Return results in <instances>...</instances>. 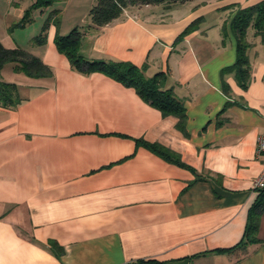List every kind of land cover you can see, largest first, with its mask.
I'll return each instance as SVG.
<instances>
[{
	"label": "crops",
	"instance_id": "0c3cea01",
	"mask_svg": "<svg viewBox=\"0 0 264 264\" xmlns=\"http://www.w3.org/2000/svg\"><path fill=\"white\" fill-rule=\"evenodd\" d=\"M96 1L55 0L60 27L32 49L53 77L9 82L23 101L0 107V264H264V190L254 187L264 167L257 152L264 51L254 29L249 87L222 74L237 59L228 26L236 9L226 8L263 0L130 7L102 28L89 17ZM76 27L88 60L164 73L184 104L186 133L135 89L74 70L55 37ZM138 139L163 145L183 165L138 147ZM257 203L259 242L228 251L244 238Z\"/></svg>",
	"mask_w": 264,
	"mask_h": 264
},
{
	"label": "trees",
	"instance_id": "16d2710c",
	"mask_svg": "<svg viewBox=\"0 0 264 264\" xmlns=\"http://www.w3.org/2000/svg\"><path fill=\"white\" fill-rule=\"evenodd\" d=\"M194 0H97L89 13L91 25L95 28H102L122 16L124 10L130 7H142L149 5H164L170 8L177 4H184ZM55 0H36L37 7H50ZM226 9H236L228 23L223 27V33H227V25L236 39L237 59L236 62L222 70V74L234 73L239 86L246 90L249 87L252 78V68L249 61V50L253 47L247 40L248 32L254 29L255 36L260 37L264 45V0L260 3L241 8L237 5H231ZM202 22V18L190 24L179 36V39L196 31ZM60 11H52L45 22L41 33L34 38L37 46H43L47 42L48 31L52 25L60 27ZM25 25V19L19 24ZM83 40L82 29L76 27L68 34H57L55 45L60 53L69 60L71 67L84 74L102 73L109 78L114 79L123 85L133 88L137 94L149 105L158 109L163 117L174 116L179 119L177 128L186 133V110L183 102L177 98L173 89H167L165 86L166 75L157 73L152 77H147L146 66L138 67L129 62H114L105 60H88L81 53ZM11 64L15 73H21L31 79H51L53 77L52 69L43 63L38 57L24 51L18 47L8 49L0 42V74L5 66ZM224 89L228 92L229 87L224 84ZM23 101L20 94V87L15 83L0 82V107L12 108ZM138 147H144L150 152L160 156L168 162L183 165L180 157L168 148L158 143H149L144 140H136ZM262 204L257 203L251 210L250 221L245 231L242 241L232 249V251L245 246L257 244L259 229L258 213Z\"/></svg>",
	"mask_w": 264,
	"mask_h": 264
},
{
	"label": "rangeland",
	"instance_id": "374dc122",
	"mask_svg": "<svg viewBox=\"0 0 264 264\" xmlns=\"http://www.w3.org/2000/svg\"><path fill=\"white\" fill-rule=\"evenodd\" d=\"M56 8H58L57 5H51L47 8L46 6L37 7L36 0H0V42L6 47L17 46L33 54L32 49L36 48L33 40L41 33L45 22ZM70 16L71 12L68 11L63 18L68 21ZM24 19L25 25L20 27L19 24ZM259 47L264 51L263 43H260ZM11 66L3 69L0 74L1 81L20 84H27L32 81L21 73L15 74L11 70Z\"/></svg>",
	"mask_w": 264,
	"mask_h": 264
},
{
	"label": "built area",
	"instance_id": "2783aa9c",
	"mask_svg": "<svg viewBox=\"0 0 264 264\" xmlns=\"http://www.w3.org/2000/svg\"><path fill=\"white\" fill-rule=\"evenodd\" d=\"M257 152L259 155H264V134L258 138ZM254 187L257 190H264V167L260 175L255 179Z\"/></svg>",
	"mask_w": 264,
	"mask_h": 264
}]
</instances>
